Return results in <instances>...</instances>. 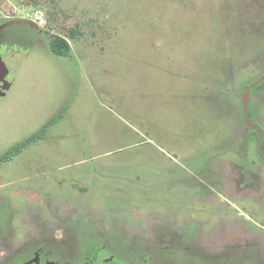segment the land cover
Masks as SVG:
<instances>
[{"label":"rangeland","instance_id":"rangeland-1","mask_svg":"<svg viewBox=\"0 0 264 264\" xmlns=\"http://www.w3.org/2000/svg\"><path fill=\"white\" fill-rule=\"evenodd\" d=\"M3 21L43 46L1 52L0 158L26 145L0 162V264H205L227 224L236 238L233 208L264 186L242 118L264 0H0ZM248 112L264 138V83Z\"/></svg>","mask_w":264,"mask_h":264},{"label":"flooded vegetation","instance_id":"flooded-vegetation-1","mask_svg":"<svg viewBox=\"0 0 264 264\" xmlns=\"http://www.w3.org/2000/svg\"><path fill=\"white\" fill-rule=\"evenodd\" d=\"M3 22L0 23V62L4 63L3 56L1 53L2 51L9 52L12 49L17 48L19 51L24 50L26 52H31L36 46L42 45V43L40 42L41 31L40 29H37L35 26L27 25L24 23H18V22H12V23H7V22L3 23ZM25 33H29L28 36H25L27 39L24 38ZM48 47L50 53H52L50 49V43ZM46 49L48 50L47 47ZM5 69L6 70L3 71L0 68V99L6 95V93L9 91L11 87V83L8 80L9 73L6 65H5ZM263 83L264 82H262L260 85L256 87L263 86ZM248 116L250 119L249 112H248ZM246 129L256 134L255 131L250 130L247 127ZM262 148L264 150L263 134H262ZM257 150H258V138H257ZM258 154L262 159H264V157L260 155L259 150H258ZM263 187L264 186L252 187V189H254L253 190L254 194L259 199V201L262 200L263 198L262 195L264 196ZM259 201L250 203L251 204L250 207L233 208L236 211L235 214L238 215L240 218H244V221H247L248 223L247 224L238 223L235 225L238 231L236 238H231L230 234H228V232H230L228 230V226H230L231 224H227V227L221 230V235L217 237L216 242L213 241L210 242L209 245L206 244V248H207L206 250L210 254V257L208 256V258H210V260H208L207 263L205 264H228V261L230 264H264V222L262 223L255 222L257 221L256 216H258V214H261V216L264 215V202L263 201L259 202ZM227 205L230 206L231 204L228 202ZM83 210L85 211V209ZM256 210H259V213ZM86 213L89 214V212L87 211ZM259 221H264V219L261 218V220ZM259 233L261 235H259ZM254 234L258 236H254ZM95 250L91 252V256L88 258L90 259V261L83 264L95 263L94 260ZM41 253L42 250L38 249L37 254H35L34 257L33 255L31 257V259L34 258V260H32L29 264H41V260H42V257H40ZM213 257L214 258L219 257V259L213 260L211 259ZM221 258H230L232 260H228V261L226 260V262L224 261L223 263L222 262L223 260H221ZM233 259H236V261ZM109 261L110 263H114V264H131L129 262L122 263L113 258H110ZM191 261L192 260H189L187 264H190ZM233 261H235L236 263H234ZM101 262H107V261L104 260ZM191 263L193 264V262ZM46 264H53V263L48 262Z\"/></svg>","mask_w":264,"mask_h":264},{"label":"water","instance_id":"water-1","mask_svg":"<svg viewBox=\"0 0 264 264\" xmlns=\"http://www.w3.org/2000/svg\"><path fill=\"white\" fill-rule=\"evenodd\" d=\"M0 68L1 70L5 71V65L4 63L0 62ZM262 82H264V77L257 80L255 83L250 85L244 92L242 97V118L245 126L249 128L250 130H253L257 134L258 138V150L262 157H264V150L262 148V132L261 130L249 119L248 116V106H249V96L250 91L255 88L256 86L260 85Z\"/></svg>","mask_w":264,"mask_h":264},{"label":"trees","instance_id":"trees-1","mask_svg":"<svg viewBox=\"0 0 264 264\" xmlns=\"http://www.w3.org/2000/svg\"><path fill=\"white\" fill-rule=\"evenodd\" d=\"M71 36H73V34ZM50 49H51V52L53 53V55H55L57 57H61V58L69 57V46L65 42V40H63L61 38H57V40L51 41L50 42ZM38 135H40V134H38ZM38 135L35 136V138H37ZM25 145H26V143L21 144L20 146H18L14 149L13 153L2 156L0 158V162L2 163V162H6V161L10 160V158L14 155V152L16 151V153H19Z\"/></svg>","mask_w":264,"mask_h":264}]
</instances>
